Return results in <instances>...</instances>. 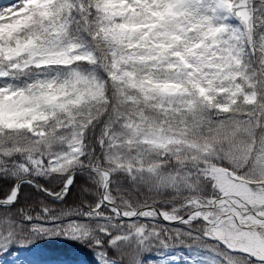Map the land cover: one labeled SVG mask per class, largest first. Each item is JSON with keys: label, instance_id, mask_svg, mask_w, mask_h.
Wrapping results in <instances>:
<instances>
[{"label": "snow or ice", "instance_id": "6c2138e0", "mask_svg": "<svg viewBox=\"0 0 264 264\" xmlns=\"http://www.w3.org/2000/svg\"><path fill=\"white\" fill-rule=\"evenodd\" d=\"M55 238L264 264V0L0 8V252Z\"/></svg>", "mask_w": 264, "mask_h": 264}, {"label": "rangeland", "instance_id": "374dc122", "mask_svg": "<svg viewBox=\"0 0 264 264\" xmlns=\"http://www.w3.org/2000/svg\"><path fill=\"white\" fill-rule=\"evenodd\" d=\"M15 0H0V8L13 4ZM37 245L14 246L8 252H0V264H94L90 250L75 241L55 238L42 239ZM157 253H150L152 264H164V258L153 260Z\"/></svg>", "mask_w": 264, "mask_h": 264}]
</instances>
